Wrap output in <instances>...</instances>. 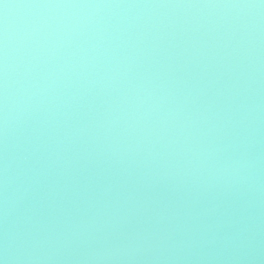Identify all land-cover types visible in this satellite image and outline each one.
I'll list each match as a JSON object with an SVG mask.
<instances>
[{"label": "clouds", "instance_id": "9594fccd", "mask_svg": "<svg viewBox=\"0 0 264 264\" xmlns=\"http://www.w3.org/2000/svg\"><path fill=\"white\" fill-rule=\"evenodd\" d=\"M0 264H264V0H0Z\"/></svg>", "mask_w": 264, "mask_h": 264}]
</instances>
